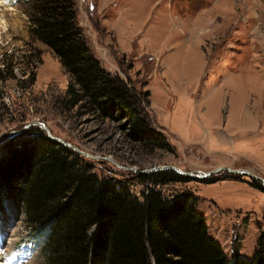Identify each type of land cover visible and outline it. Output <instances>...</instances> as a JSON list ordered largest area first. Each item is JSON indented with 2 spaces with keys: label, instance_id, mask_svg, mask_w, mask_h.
<instances>
[{
  "label": "rangeland",
  "instance_id": "374dc122",
  "mask_svg": "<svg viewBox=\"0 0 264 264\" xmlns=\"http://www.w3.org/2000/svg\"><path fill=\"white\" fill-rule=\"evenodd\" d=\"M27 6L0 0V152L13 135L40 127L13 131L40 122L92 155L80 154L92 172L128 183L140 199L139 171L173 165L210 172L156 187L167 198L194 195L227 258L254 257L264 188L225 168L264 178V0H76L77 21L101 65L149 92L142 105L165 136L161 147L129 141L122 123L63 106L69 76L31 36ZM43 241L18 203L0 199V264H45Z\"/></svg>",
  "mask_w": 264,
  "mask_h": 264
},
{
  "label": "trees",
  "instance_id": "16d2710c",
  "mask_svg": "<svg viewBox=\"0 0 264 264\" xmlns=\"http://www.w3.org/2000/svg\"><path fill=\"white\" fill-rule=\"evenodd\" d=\"M27 3L31 36L69 76L63 106L122 123L131 142L165 146L142 105L149 92L101 65L77 21L76 0ZM134 179L145 186L141 199L128 183L100 177L80 153L35 126L13 135L0 152V199L18 203L34 238H44L45 264H264V231L254 257L227 258L195 209L197 198H167L156 187L190 177L161 169Z\"/></svg>",
  "mask_w": 264,
  "mask_h": 264
},
{
  "label": "water",
  "instance_id": "95a60500",
  "mask_svg": "<svg viewBox=\"0 0 264 264\" xmlns=\"http://www.w3.org/2000/svg\"><path fill=\"white\" fill-rule=\"evenodd\" d=\"M32 124L38 125L40 128H43L47 132V135H48L49 138H51L53 140H56V141L60 142L61 144L65 145V146L71 147L73 150H75L76 152L82 154L83 156H92L89 153H86V152L78 149L74 145H70L69 143L62 141L59 137H56V136L52 135L51 132L48 130V128L45 127V125L41 124L40 122L27 123L26 125L23 126V128L21 130L13 131L12 133L13 134H17L18 132H21V131L27 129ZM159 169L160 170L161 169H172V170H174V171H176V172H178V173H180L182 175H187V176L193 177V178L194 177H205L206 175L210 174V172H204V173H200V172L193 173L191 171L190 172H186V171H183V170H181L178 167L173 166V165H162V166L152 167L150 169V171H155V170H159ZM225 169L228 170V171H231V172H235V173L248 174L250 177L257 178L262 183L263 188H264V178L263 177L256 176L255 174L251 173L250 171H248L246 169H229V168H225Z\"/></svg>",
  "mask_w": 264,
  "mask_h": 264
},
{
  "label": "clouds",
  "instance_id": "9594fccd",
  "mask_svg": "<svg viewBox=\"0 0 264 264\" xmlns=\"http://www.w3.org/2000/svg\"><path fill=\"white\" fill-rule=\"evenodd\" d=\"M3 3V2H2Z\"/></svg>",
  "mask_w": 264,
  "mask_h": 264
}]
</instances>
